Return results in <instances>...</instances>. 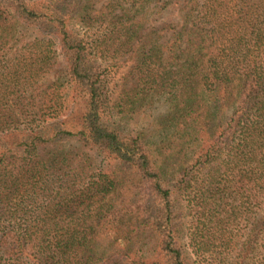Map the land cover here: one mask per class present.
<instances>
[{"label":"trees","instance_id":"obj_1","mask_svg":"<svg viewBox=\"0 0 264 264\" xmlns=\"http://www.w3.org/2000/svg\"><path fill=\"white\" fill-rule=\"evenodd\" d=\"M0 264H264V0H0Z\"/></svg>","mask_w":264,"mask_h":264},{"label":"rangeland","instance_id":"obj_2","mask_svg":"<svg viewBox=\"0 0 264 264\" xmlns=\"http://www.w3.org/2000/svg\"><path fill=\"white\" fill-rule=\"evenodd\" d=\"M165 21L169 20V17L166 16ZM128 55L119 53L114 59L109 60V64L105 65L103 67V72L109 76V79L111 81V84L116 87L117 91L119 92L121 89V86L124 83V79H126L129 84L131 85L133 83V76L130 73L132 64L127 62ZM64 62V57L59 52V58L57 60V69L59 67H62V64ZM104 63V62H103ZM153 108L149 107L146 110H142L139 115H135L134 117H131L128 119V121L125 123L127 129H137L138 131H145L147 136L153 135L156 132V128L158 123H156V120L159 116H161L163 113H165V106L164 103L158 102L156 105L152 106ZM182 219L181 222L182 226L180 225L181 234L184 235L188 233L189 225L188 224L191 221V218L188 217L187 212L185 210L182 211ZM179 223V222H178ZM179 223V224H180ZM186 236V235H185ZM183 243H181V246H183L184 250L192 255V259L194 260V255L191 253V249L187 246V238H183Z\"/></svg>","mask_w":264,"mask_h":264}]
</instances>
